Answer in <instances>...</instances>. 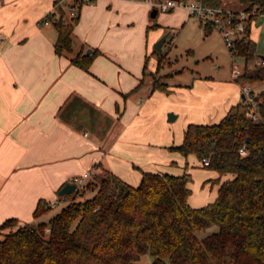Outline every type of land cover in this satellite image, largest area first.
Returning <instances> with one entry per match:
<instances>
[{
	"label": "crops",
	"instance_id": "0c3cea01",
	"mask_svg": "<svg viewBox=\"0 0 264 264\" xmlns=\"http://www.w3.org/2000/svg\"><path fill=\"white\" fill-rule=\"evenodd\" d=\"M56 2L61 0H0V224L10 217L22 223L39 221L44 214L33 215L39 199L59 202L62 185L95 167L138 185L131 177H142L151 126L169 128L167 111L173 106L164 91L181 85L169 82L174 70L172 74H168L171 70L161 72L162 63L159 74H168L167 89L152 88L150 73L157 70L159 57L157 53L150 65L156 53L153 44L167 35L164 47L170 30L160 23L148 30L147 10L152 6L148 0L83 4L74 27L73 51L68 55L55 51L58 32L52 19L41 22L50 13L56 12L52 18L57 17ZM219 6L243 9L247 3L239 0L229 7L222 0ZM184 9L171 11L179 16L178 10ZM83 46L86 52L88 48L99 50L89 70L71 61ZM147 57L150 83L145 86ZM199 80L200 76H194L192 85ZM242 94L241 88L243 101ZM232 103L216 109L214 117L218 118L211 122L202 113L184 114L186 127L191 122L217 123ZM175 111L174 119L182 115ZM184 132L178 139L169 136L163 142L178 145ZM164 153L174 156L178 152ZM209 175L218 187L234 177L232 173L220 176L216 170Z\"/></svg>",
	"mask_w": 264,
	"mask_h": 264
},
{
	"label": "trees",
	"instance_id": "16d2710c",
	"mask_svg": "<svg viewBox=\"0 0 264 264\" xmlns=\"http://www.w3.org/2000/svg\"><path fill=\"white\" fill-rule=\"evenodd\" d=\"M202 1L215 6L222 3ZM243 2L246 9L257 7L256 16L264 13V0ZM66 5L57 3V17L52 18L56 12L49 15L58 32L55 51L59 55L72 53L79 21V15L71 16ZM158 12L151 17L148 30L159 26ZM254 15L235 42L237 55L245 63L255 58ZM212 28L205 23L206 33ZM154 52L159 57L157 70L150 73L152 88L166 90L164 75L158 74L166 54ZM98 53V49L87 53L83 46L71 61L89 70ZM147 68L148 57L144 74ZM236 80L260 83L255 92L263 120H249L241 101L217 123H189L183 141L172 146L184 155L209 157L208 167L220 176L234 175L220 184L214 201L202 206L189 203V173L143 170L140 183L133 185L103 168L88 183V188L97 186V192L78 201L74 197L85 189L60 195L70 202L49 222L4 220L0 224V264H264V65L252 69L245 65ZM51 208L41 198L33 215L39 218ZM213 226L217 229L209 231ZM144 255L150 256L148 263L142 261Z\"/></svg>",
	"mask_w": 264,
	"mask_h": 264
},
{
	"label": "rangeland",
	"instance_id": "374dc122",
	"mask_svg": "<svg viewBox=\"0 0 264 264\" xmlns=\"http://www.w3.org/2000/svg\"><path fill=\"white\" fill-rule=\"evenodd\" d=\"M227 1L229 2V7H231L239 0ZM151 7L147 10L150 23L153 22L150 16ZM254 7L256 6H253L250 10ZM230 9L238 11V9ZM178 11L181 14H179V16H174L171 10H159L156 17V21L160 23L161 27L170 30L168 42L163 47V53H165L166 56L161 72H168L171 70L168 74H172L174 70L173 77H171L169 82L181 85H174L171 90L164 91V95L168 97L173 106L170 111H167V123L169 128H159L155 124L151 126L148 135V143L146 142L149 153L145 157L146 164L143 168L144 170L150 169L160 172H170L172 174H177L173 172H178L180 174L189 173L191 176L189 185L192 189L190 204L200 205L212 202L218 196L216 195L219 190L218 182L211 179L214 176L209 175L210 171L213 169L205 166L202 159L196 157L194 154L184 155L182 152L172 148L171 144L173 143L166 144L163 141L169 136L178 139L183 135L184 128H186L187 124V117L184 114L188 116V114L199 113L200 115L202 113L205 118L204 120H209L208 122H211L214 118H218L217 116L214 117L216 109L218 110L221 106H226L228 102L237 104L242 101L241 85L236 78H233L232 67L238 64L242 69H244L245 65H247L248 69H252L256 65H259L257 61L262 59L264 55V15H254L255 19L251 23V37L257 43L255 58L245 63L243 57L230 52L223 33L218 28L214 27L210 32L206 33L205 24L202 23L199 18L190 15L185 9ZM179 17H181V19H179ZM169 42H171L170 48L167 46ZM154 46L155 44H153V47ZM155 60H157V53H153L150 58V65L154 63ZM175 69L182 71L175 72ZM168 74L159 75H164L163 81L166 82L165 79ZM194 76H200V80L197 84L192 85ZM145 83V86L150 83V75H148V73ZM252 85L256 90L261 88L260 83H253ZM175 109L180 110L182 115L169 121V112L173 111L178 114ZM221 119H219V121ZM174 150L179 154L177 153L172 156V154L168 155L167 153L165 155L164 153V151L173 152ZM156 163L160 164V166H157ZM99 172L103 173V170L100 169ZM229 174L230 173H226L223 174V176L228 177ZM208 176L212 177L209 178ZM131 178L137 183L141 181L140 176L137 175ZM97 190V186L90 188L86 187L84 193L76 194L74 200L78 201L90 198ZM69 202L70 199H64V197L59 196V202L52 206L39 221L49 222L50 219L61 211L62 208L66 207ZM37 222L38 221H35L34 223ZM75 224L76 222L74 225ZM214 229H217V227L213 226L209 231ZM142 261L148 263L150 261V256L144 255Z\"/></svg>",
	"mask_w": 264,
	"mask_h": 264
},
{
	"label": "built area",
	"instance_id": "2783aa9c",
	"mask_svg": "<svg viewBox=\"0 0 264 264\" xmlns=\"http://www.w3.org/2000/svg\"><path fill=\"white\" fill-rule=\"evenodd\" d=\"M65 0H61L63 3ZM66 5L71 16H75L79 13L81 6L85 3L92 2L94 0H68ZM148 2L157 10L169 11L176 7H186L189 14L199 18L205 23H210L214 27L218 28L225 38L226 44L230 49V52L237 55L235 50V42L242 32L246 28V24L251 15L258 13L257 7L250 9H238L233 11L231 9L223 8L221 6L210 5L202 0H148ZM51 14V13H50ZM49 14V15H50ZM264 15V13H262ZM49 15L43 17L41 22L50 23ZM259 64L264 65V59L257 61ZM243 72L240 65L235 64L232 67L233 78L239 77ZM242 93L244 94V107L245 116L255 122L263 120L260 112V105L256 98V92L251 83H241ZM246 149L241 148V153H245ZM202 162L205 166L210 164L209 157H203ZM100 171L99 167H95L90 171H86L80 175H76L72 178V182L76 184V190L82 192L88 187L89 181L92 179L95 173ZM57 201H51L50 204L54 206Z\"/></svg>",
	"mask_w": 264,
	"mask_h": 264
},
{
	"label": "water",
	"instance_id": "95a60500",
	"mask_svg": "<svg viewBox=\"0 0 264 264\" xmlns=\"http://www.w3.org/2000/svg\"><path fill=\"white\" fill-rule=\"evenodd\" d=\"M157 14V8H153L152 10H151V16H155ZM166 37H167V35H163L158 41H157V43L155 44V49L157 50V51H162V48H163V44H164V42H165V40H166ZM90 52H92V49L91 48H88L87 49V53H90ZM263 57V59H264V55L262 56ZM244 94H242V98L244 99ZM175 113H173V112H170L169 113V120H173L174 118H175ZM76 189V184L74 183V182H67L65 185H63V187H61V189L59 190V194L60 195H63V194H65V193H69V192H71V191H73V190H75Z\"/></svg>",
	"mask_w": 264,
	"mask_h": 264
}]
</instances>
